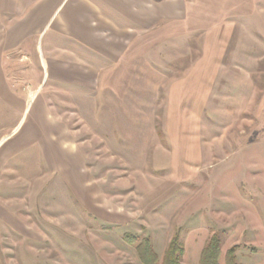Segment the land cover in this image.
<instances>
[{
    "label": "rangeland",
    "instance_id": "1",
    "mask_svg": "<svg viewBox=\"0 0 264 264\" xmlns=\"http://www.w3.org/2000/svg\"><path fill=\"white\" fill-rule=\"evenodd\" d=\"M155 1L122 81L64 64L98 68L60 19L0 59V264H163L175 236L201 264L215 235L264 264V0ZM51 45L93 79L53 80Z\"/></svg>",
    "mask_w": 264,
    "mask_h": 264
},
{
    "label": "crops",
    "instance_id": "2",
    "mask_svg": "<svg viewBox=\"0 0 264 264\" xmlns=\"http://www.w3.org/2000/svg\"><path fill=\"white\" fill-rule=\"evenodd\" d=\"M99 3L93 4L92 0H0V21L2 18H10L8 24L3 27L0 25L2 64L7 55L22 51V48L25 50L30 40L42 39L49 25L60 19L61 32L81 46L83 57L89 56L91 60H98V68L90 61H83L81 54L74 55L75 52L70 56L71 60L64 64L83 65L89 71H96L99 77L103 72L102 78L105 80L109 76L115 81H122L124 68L128 71L130 66L136 64L141 33H155L156 1L99 0ZM68 7L70 11L63 15ZM153 43L154 38L151 41ZM42 45L41 42V47ZM144 47L150 48L148 45ZM48 48L50 60L45 58V61L47 69L51 68L53 80H58V75L63 76V80L93 79L84 75L80 78L72 77L70 75L80 76L81 73L71 71L68 75L58 73L55 68L58 62L54 60L52 52L56 48L54 45Z\"/></svg>",
    "mask_w": 264,
    "mask_h": 264
},
{
    "label": "trees",
    "instance_id": "3",
    "mask_svg": "<svg viewBox=\"0 0 264 264\" xmlns=\"http://www.w3.org/2000/svg\"><path fill=\"white\" fill-rule=\"evenodd\" d=\"M130 243H133V241L130 240ZM137 251L139 252L140 258L144 264L158 263V258L154 253L149 241L146 240L141 242V244L137 247ZM182 253V244L180 243L179 238L175 236L168 247L163 264H182ZM220 257L221 242L215 235L203 252L201 264H220ZM226 264H238L233 250L228 252Z\"/></svg>",
    "mask_w": 264,
    "mask_h": 264
}]
</instances>
